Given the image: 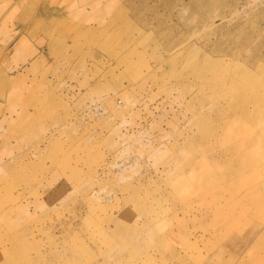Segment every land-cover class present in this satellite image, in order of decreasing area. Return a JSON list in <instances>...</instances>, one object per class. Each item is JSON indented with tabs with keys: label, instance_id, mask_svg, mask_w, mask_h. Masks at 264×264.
Returning a JSON list of instances; mask_svg holds the SVG:
<instances>
[{
	"label": "rangeland",
	"instance_id": "1",
	"mask_svg": "<svg viewBox=\"0 0 264 264\" xmlns=\"http://www.w3.org/2000/svg\"><path fill=\"white\" fill-rule=\"evenodd\" d=\"M0 248L264 264V0H0Z\"/></svg>",
	"mask_w": 264,
	"mask_h": 264
},
{
	"label": "bare ground",
	"instance_id": "2",
	"mask_svg": "<svg viewBox=\"0 0 264 264\" xmlns=\"http://www.w3.org/2000/svg\"><path fill=\"white\" fill-rule=\"evenodd\" d=\"M46 23H47V22H46ZM46 30H47V29H46ZM46 33H47V32H46ZM48 35H50V34H48ZM253 101H254V100H253ZM253 103H255V102H253ZM260 105H262V104H260ZM254 112H255V111H254ZM248 129H249V128H248ZM235 130H236V129H235ZM249 130H250V129H249ZM249 130H248V131H249ZM253 130H254V129H253ZM254 131H255V130H254ZM254 131H252V132H254ZM241 132H242V131H241ZM245 133H246V132H245ZM250 133H251V132H250ZM242 134H243V133H242ZM241 136H242V135H241ZM238 137H239V136H238ZM238 137H237V138H238ZM242 137H243V136H242ZM234 139H235V138H234ZM229 145H230V144H229ZM210 147H211V146H210ZM206 149H207V147H206ZM202 151H203V149H202ZM203 152H204V151H203ZM209 152H210V151H209ZM203 154H204V153H203ZM236 157H237V156H236ZM19 161H20V160H19ZM24 167H25V166H24ZM21 169H22V168H21ZM24 169H25V168H24ZM26 170H27V169H26ZM18 171H19V170H18ZM245 171H246V170H245ZM262 185H263V184H262ZM260 192H261V191H260ZM261 193H262V192H261ZM261 195H262V194H261ZM11 203H12V202H11ZM259 210H260V209H259ZM116 234H118V233H116ZM173 234H174V233H173ZM139 239H140V238H139ZM128 245H129V244H128ZM185 245H186V244H185ZM190 245H191V244H190ZM187 246H188V244H187ZM248 246H249V245H248ZM4 247H5V246H4ZM190 247H191V246H190ZM184 248H185V247H184ZM238 248H239V247H238ZM0 249L2 250V248H0ZM241 249H242V248H241ZM6 250H7V248H6ZM244 250H245V249H244ZM240 251H241V250H240ZM9 253H10V252H9ZM9 253H8V254H9ZM200 254H201V253H200ZM9 256H10V255H9ZM68 256H69V254H68ZM240 256H241V255H240ZM240 256H239V257H240ZM0 257H1V256H0ZM204 257H205V256H204ZM204 257H203V258H204ZM5 258H6V257H5ZM49 259H50V258H49ZM76 259H77V258H76ZM194 259H195V258H194ZM78 260H79V258H78ZM78 260H77V261H78ZM10 261H11V259H10ZM0 262H1V261H0ZM78 262H79V261H78ZM202 262H203V261H202ZM36 263H37V262H36ZM0 264H1V263H0Z\"/></svg>",
	"mask_w": 264,
	"mask_h": 264
}]
</instances>
